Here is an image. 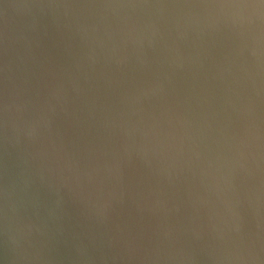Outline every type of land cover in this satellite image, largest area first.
Segmentation results:
<instances>
[{
  "label": "clouds",
  "instance_id": "clouds-1",
  "mask_svg": "<svg viewBox=\"0 0 264 264\" xmlns=\"http://www.w3.org/2000/svg\"><path fill=\"white\" fill-rule=\"evenodd\" d=\"M264 264V0H0V264Z\"/></svg>",
  "mask_w": 264,
  "mask_h": 264
},
{
  "label": "water",
  "instance_id": "water-1",
  "mask_svg": "<svg viewBox=\"0 0 264 264\" xmlns=\"http://www.w3.org/2000/svg\"><path fill=\"white\" fill-rule=\"evenodd\" d=\"M4 264H8V260L6 258L4 259Z\"/></svg>",
  "mask_w": 264,
  "mask_h": 264
}]
</instances>
